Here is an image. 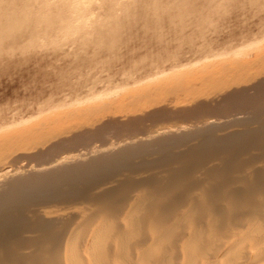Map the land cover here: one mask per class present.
Segmentation results:
<instances>
[{
    "label": "bare ground",
    "instance_id": "bare-ground-1",
    "mask_svg": "<svg viewBox=\"0 0 264 264\" xmlns=\"http://www.w3.org/2000/svg\"><path fill=\"white\" fill-rule=\"evenodd\" d=\"M80 1L0 0V44L5 39L19 37L28 30L31 37H28L29 44H37L36 39L41 33L48 35L42 28L49 31L57 27L60 31L66 30L70 33L69 36L77 34L75 32L88 27L92 20L89 9H82ZM156 1L150 8L156 16L159 13L162 16L168 7ZM250 1L257 3L260 0ZM103 2L109 3V10L105 15L107 24L105 20L102 21L110 28L105 30L104 24L98 26L96 22H91L101 29L100 36L96 37L98 40L123 25L118 17L120 15L115 11H128L127 5L132 4H119L117 0ZM174 2L180 5L183 0H173ZM171 5L169 4L172 8ZM147 10L149 11L144 9L143 12H148ZM55 41L54 39L53 42ZM249 65L250 67L245 66L240 71H243V75L253 71L254 67ZM262 67L263 65L257 68L259 73L264 70ZM248 76L249 74L247 78ZM187 81L189 84V80ZM205 83V86L210 84ZM217 83H211V87L216 84L220 88ZM252 83L254 89L264 86V83ZM192 85H187L190 90ZM216 85L213 87L217 88ZM194 87L193 85V90ZM182 88L178 90L183 92ZM189 88H184V93L193 92ZM243 92L235 94L242 96ZM256 104L258 112L256 110L257 113L254 114L259 116L256 120L258 124L251 122V126L243 131L238 128V133H233L231 129L227 131L229 127H225L222 129L226 132L218 134L220 128L215 129L213 126L226 122L225 125L230 124L234 128L231 120L225 119L226 117L221 119L202 116L205 119L198 120L201 124L198 123V131L187 135L190 127L187 129L185 135L192 139L188 140L189 143L185 141L188 146L184 142L180 144L186 146L182 150H178L171 138L174 127L167 124L162 133L169 134L162 140V145L166 146L165 152L161 154H157V150V153L147 152V149H155L157 145L145 136L139 137L144 143L141 147L130 145L134 139L124 145L128 148L125 157L120 154L111 155L110 149L113 148L109 146V155L105 154L101 162L93 164L87 163L88 160L83 162L92 152L89 151L49 158L51 160H46L45 163L34 165L31 162L26 166L20 164L16 167L14 164L21 160V156L24 159L29 151H36V147L42 149L40 146L48 143L41 141L43 144L40 143V146L21 150L26 155L19 152L16 161L14 150L7 152L8 148L3 146L6 141L3 144L1 142L5 149L0 146V264H264V104ZM145 116L148 118L147 114ZM237 119L245 120L238 115ZM158 126L156 127L162 128L164 125ZM181 128L178 127L177 131L183 130ZM204 129L210 131L201 135L200 132ZM45 142L50 140L46 139ZM53 146L54 144L49 150H54ZM98 150L103 151L101 148ZM159 151L163 150L160 148ZM58 153L60 154L59 150ZM34 154L33 158H36L37 155ZM10 157H13V162L16 161L14 168L8 162ZM126 157L131 158L125 160ZM137 157L139 159H133ZM27 158L32 159V156ZM121 159L124 162L120 163ZM155 163H160V166ZM99 173L103 175L94 179Z\"/></svg>",
    "mask_w": 264,
    "mask_h": 264
},
{
    "label": "rangeland",
    "instance_id": "rangeland-1",
    "mask_svg": "<svg viewBox=\"0 0 264 264\" xmlns=\"http://www.w3.org/2000/svg\"><path fill=\"white\" fill-rule=\"evenodd\" d=\"M103 1L81 0L80 7L88 8L89 16L92 17L91 22H96L98 26L104 24L103 29L107 30L110 27L106 26L105 15L108 13L109 3ZM154 1L117 0L119 4L123 2L132 4L127 5L128 11H115L120 15L118 17L121 18L123 25L109 33L113 37L104 35L103 40L96 38L100 36L101 29L90 22L86 30H79L73 36H69L70 33L66 30L60 31L57 27L48 31L40 26L48 35L41 33L43 38L47 36V39L43 40L40 35L36 39L37 44H29L31 38L29 30L19 37L7 38L8 40L5 39L0 44V50L6 47L0 51V138H2L0 146L1 142L3 144L6 141L3 146L8 148L6 151L14 150L15 160L17 158L18 161V155L25 154L22 151L40 146V143L43 144L41 141L48 143L46 146L43 145L44 148L40 146L42 149L36 147V151L33 149L27 153V156H32L34 160L27 156L23 159L21 156V160L19 159V162L14 160L16 162L14 164L13 157H10L8 162L12 166L8 162L6 164L13 168L20 164L26 166L31 162L35 165L58 156L89 151L92 152L83 162L86 163L88 160L87 163L93 164L101 162L105 154L109 155L110 151H107L109 146L113 148L110 149L111 155L120 154L121 157H125L128 148L124 145L134 139L136 144L133 142L130 145L141 147L144 143L139 137L145 136L157 145L155 149H147L149 150L147 152L158 151L157 154H161L165 152L166 146L162 145V140L169 134L162 131L171 124V127H174L172 129L176 131L171 138L177 144L175 145L178 150H182L189 145L188 140L192 139L186 136L191 135L192 131H198L197 127L200 124L198 120H204L203 117L213 116L221 119L226 117L225 119L231 120L234 128H231L230 124L225 125L226 122L213 126L222 130L219 129L218 134L226 132L223 131L225 127H229L227 131L238 133L240 128H242L240 131H243L250 127L251 122L258 124L256 120L259 116L254 113L258 112L257 102L264 104V86L254 89L252 82L256 85L264 83V70L261 73L257 70L262 65L264 68V0L257 3L250 0H183L180 5H177L178 2L173 3V0H157L158 4L168 7L162 16L161 13L156 16L150 8L153 7ZM144 9L149 11L143 12ZM102 20H105L106 24ZM48 39L56 41L52 43ZM248 63L254 67L253 71L255 69L254 72L258 73L250 71L247 78L248 74L243 75V71H240L245 66L250 67ZM215 79L220 82L217 83ZM207 82L210 83L208 84L210 87L204 85ZM214 82L219 84L220 88L216 84L213 86L216 85L215 87L219 89L211 87V83ZM192 84L197 88L194 87L193 90ZM187 85H192L191 90ZM183 86L193 92L184 93ZM180 87L183 92L178 90ZM236 92L243 94L239 96L235 94ZM211 94L212 96H209ZM133 110H140L143 113L140 111L136 113ZM131 113L135 118L138 115L136 121ZM237 115L245 120L237 119ZM152 125L164 126L157 128ZM178 127H182L183 130L177 131ZM210 128L212 129V126ZM209 129L199 132L206 135L211 130ZM46 139L50 142H45ZM182 142L186 146L185 144L180 146ZM53 144L54 150L51 151L49 149ZM4 147L2 148L5 149ZM159 147L163 151L160 152ZM100 148L103 151L99 152ZM33 154L37 155L36 158L35 156L33 158ZM129 158L126 157L125 160ZM133 159L137 160L139 157ZM122 160L120 163L124 162ZM157 164L155 163L159 167L160 163ZM102 175L99 173L94 179L97 180Z\"/></svg>",
    "mask_w": 264,
    "mask_h": 264
}]
</instances>
